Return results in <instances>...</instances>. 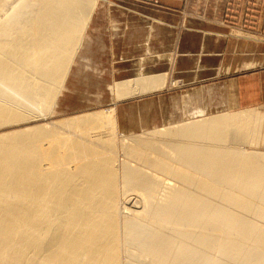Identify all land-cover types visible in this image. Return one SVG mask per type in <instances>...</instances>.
I'll list each match as a JSON object with an SVG mask.
<instances>
[{"label":"bare ground","instance_id":"obj_1","mask_svg":"<svg viewBox=\"0 0 264 264\" xmlns=\"http://www.w3.org/2000/svg\"><path fill=\"white\" fill-rule=\"evenodd\" d=\"M96 4L0 0V125L62 104L91 63ZM158 73L113 85L151 92ZM217 85L173 97L185 103L175 121L121 139L104 109L0 131V264H264V151L243 147L262 114L211 113Z\"/></svg>","mask_w":264,"mask_h":264},{"label":"rangeland","instance_id":"obj_2","mask_svg":"<svg viewBox=\"0 0 264 264\" xmlns=\"http://www.w3.org/2000/svg\"><path fill=\"white\" fill-rule=\"evenodd\" d=\"M96 1L85 29L94 42L92 60L80 76L69 77L62 104L49 115L0 125V131L104 109L112 115L116 137L121 139L127 131L140 133L152 124L175 121L173 115L185 103L174 104L173 97L218 83L206 94L208 111L253 108L261 112L256 142L243 147L264 151V104L250 106V71L264 70V0ZM145 33L148 37L136 42ZM139 69L164 72L161 87L119 97L113 84L133 77ZM141 113L147 126L135 121ZM181 117L186 119L187 114ZM168 151L165 148L157 155L171 161L174 157ZM116 155L123 160L120 147Z\"/></svg>","mask_w":264,"mask_h":264},{"label":"crops","instance_id":"obj_3","mask_svg":"<svg viewBox=\"0 0 264 264\" xmlns=\"http://www.w3.org/2000/svg\"><path fill=\"white\" fill-rule=\"evenodd\" d=\"M157 28H160V27H157ZM146 29L144 28L145 31H146ZM140 35H141L140 37H138V36H137L138 38L136 37V42L139 39L142 41L148 37L146 33L140 34ZM252 64L253 63L250 62V65H252ZM160 72L161 73H158L156 78L158 79V83L160 82L159 86L161 87L163 80H164V77H165V73L162 71H160ZM213 84H218V83H213ZM223 91H224V87H223ZM257 104H264V70H262V69H254V70L250 71V106L257 105ZM245 110L252 111V114L259 112V111L254 110L253 108H243V109H238V110H234L231 112L245 111ZM260 114H262V113L260 112ZM262 117H263V114H262ZM260 120L257 123V127H254V124L252 122H250L251 130L255 131V136H254L255 139H256V136L258 134ZM251 138H252V136L250 134V142L253 141Z\"/></svg>","mask_w":264,"mask_h":264}]
</instances>
